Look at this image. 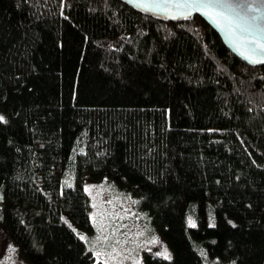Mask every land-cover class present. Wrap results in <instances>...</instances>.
I'll return each instance as SVG.
<instances>
[{
  "label": "trees",
  "instance_id": "obj_1",
  "mask_svg": "<svg viewBox=\"0 0 264 264\" xmlns=\"http://www.w3.org/2000/svg\"><path fill=\"white\" fill-rule=\"evenodd\" d=\"M0 115V224L30 264H94L65 218L92 231L104 177L173 253L144 264H264V67L200 18L0 0Z\"/></svg>",
  "mask_w": 264,
  "mask_h": 264
},
{
  "label": "rangeland",
  "instance_id": "obj_2",
  "mask_svg": "<svg viewBox=\"0 0 264 264\" xmlns=\"http://www.w3.org/2000/svg\"><path fill=\"white\" fill-rule=\"evenodd\" d=\"M69 176L72 184L73 171ZM84 187L89 200L92 231L78 228L69 218L65 220L93 254L94 264H144L147 254L173 258L159 227L140 213L136 200L120 190L112 180L107 177L100 181L87 179ZM0 264H30L2 224Z\"/></svg>",
  "mask_w": 264,
  "mask_h": 264
},
{
  "label": "water",
  "instance_id": "obj_3",
  "mask_svg": "<svg viewBox=\"0 0 264 264\" xmlns=\"http://www.w3.org/2000/svg\"><path fill=\"white\" fill-rule=\"evenodd\" d=\"M117 1L160 19L198 17L236 58L250 67H264V0H221L219 3L203 0L198 4L188 0Z\"/></svg>",
  "mask_w": 264,
  "mask_h": 264
},
{
  "label": "snow or ice",
  "instance_id": "obj_4",
  "mask_svg": "<svg viewBox=\"0 0 264 264\" xmlns=\"http://www.w3.org/2000/svg\"><path fill=\"white\" fill-rule=\"evenodd\" d=\"M188 2L193 3V4H198V3H202L203 0H188ZM209 3H219L221 2V0H208ZM251 10L250 6L249 9ZM0 122H5V117L0 115Z\"/></svg>",
  "mask_w": 264,
  "mask_h": 264
}]
</instances>
